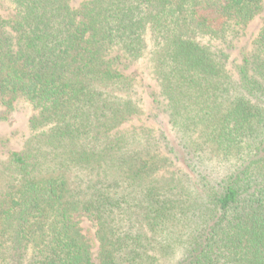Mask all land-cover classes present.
<instances>
[{
  "label": "trees",
  "instance_id": "16d2710c",
  "mask_svg": "<svg viewBox=\"0 0 264 264\" xmlns=\"http://www.w3.org/2000/svg\"><path fill=\"white\" fill-rule=\"evenodd\" d=\"M263 15L0 0V264H264Z\"/></svg>",
  "mask_w": 264,
  "mask_h": 264
},
{
  "label": "rangeland",
  "instance_id": "374dc122",
  "mask_svg": "<svg viewBox=\"0 0 264 264\" xmlns=\"http://www.w3.org/2000/svg\"><path fill=\"white\" fill-rule=\"evenodd\" d=\"M259 23L260 20L257 19L256 25L254 24V26L251 27V30L257 29ZM30 114L31 111L27 109L25 105H21L17 111L9 112L8 114L0 110V117H4L6 119L5 121H0V133H5L7 130L12 128L22 127Z\"/></svg>",
  "mask_w": 264,
  "mask_h": 264
}]
</instances>
